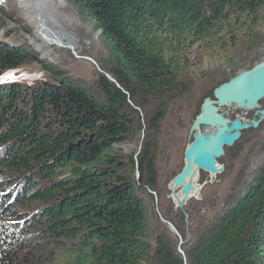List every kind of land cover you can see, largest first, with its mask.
I'll return each instance as SVG.
<instances>
[{
	"label": "trees",
	"instance_id": "1",
	"mask_svg": "<svg viewBox=\"0 0 264 264\" xmlns=\"http://www.w3.org/2000/svg\"><path fill=\"white\" fill-rule=\"evenodd\" d=\"M67 1L109 59L89 87L40 59L48 82L0 85V264H42L51 243L64 264H184L169 235L150 242L149 143L124 147L189 93L196 52L236 61L261 46L264 0ZM24 47L0 41V78L32 58ZM184 252L187 264H264V166Z\"/></svg>",
	"mask_w": 264,
	"mask_h": 264
},
{
	"label": "rangeland",
	"instance_id": "2",
	"mask_svg": "<svg viewBox=\"0 0 264 264\" xmlns=\"http://www.w3.org/2000/svg\"><path fill=\"white\" fill-rule=\"evenodd\" d=\"M22 12L19 0H0V41L11 46H25L32 56L18 69L5 73L0 78V85L35 86L48 82L50 74L42 67L40 60L62 72L65 77L88 87L95 84L97 77L104 73L101 66L109 59V51L101 32L91 20L80 17L76 8L65 0L63 24L78 42L77 45L72 43L69 46L66 42L60 43L62 38L53 42L43 40ZM260 30L262 47L236 54V61L214 56L210 58L203 56L200 51L196 52L192 57L189 93L170 104L158 132L148 134L144 130L134 143L124 147L125 152L138 156L145 144L149 143L155 155L158 188L155 192L146 191L144 196L149 210L150 242L153 246L160 235H169L178 254L180 239L184 243L188 241L182 246L184 252V247L197 242L230 203L246 191L264 166L263 121L258 129L244 131L242 138L232 148L225 149L224 157L218 160L223 173L211 176L204 171L200 172L197 185L201 189L183 211L174 204L170 186L185 167V152L193 142L191 129L201 114L205 100L214 98L218 83L226 79L229 82L243 71H249L264 62V11ZM34 56L38 57L37 61ZM212 80L214 82H210ZM261 106L264 107V101ZM256 111H242L233 106L222 109L227 118L245 121H252L256 117ZM4 116H0V121ZM30 218L23 217L24 221ZM39 231V228L33 229L31 234L37 235ZM47 253L48 257L44 258L45 262L42 264H64L66 261L67 254L57 244L48 245ZM182 259H186L184 264H187L186 255Z\"/></svg>",
	"mask_w": 264,
	"mask_h": 264
},
{
	"label": "water",
	"instance_id": "3",
	"mask_svg": "<svg viewBox=\"0 0 264 264\" xmlns=\"http://www.w3.org/2000/svg\"><path fill=\"white\" fill-rule=\"evenodd\" d=\"M52 45L47 44V46ZM105 76L118 86L110 75ZM213 97L205 100L201 114L192 126L193 142L185 152V167L170 186L174 204L181 211L201 189V186L194 182L198 174L201 171L211 176L223 173L218 160L224 157L225 149L232 148L242 138L244 131L256 130L263 123L264 107L261 106V102L264 101V62L249 71H243L228 83L218 87ZM228 106L247 112L257 110L256 117L252 121L231 120L222 112V109ZM137 178L139 179V173ZM177 190L181 191V197L176 196ZM169 226L174 233H177L172 225ZM187 242L184 243L180 239L178 248L179 254L184 259L182 246Z\"/></svg>",
	"mask_w": 264,
	"mask_h": 264
},
{
	"label": "bare ground",
	"instance_id": "4",
	"mask_svg": "<svg viewBox=\"0 0 264 264\" xmlns=\"http://www.w3.org/2000/svg\"><path fill=\"white\" fill-rule=\"evenodd\" d=\"M19 1L23 8L22 14L25 15L28 22L43 40L53 42L62 38L61 44L65 42L69 46H72V43L73 45L78 44L74 34L63 24L65 0ZM199 176L200 173L194 179V182H198ZM176 196H182L180 190L176 192Z\"/></svg>",
	"mask_w": 264,
	"mask_h": 264
},
{
	"label": "snow or ice",
	"instance_id": "5",
	"mask_svg": "<svg viewBox=\"0 0 264 264\" xmlns=\"http://www.w3.org/2000/svg\"><path fill=\"white\" fill-rule=\"evenodd\" d=\"M9 79H12V77H9Z\"/></svg>",
	"mask_w": 264,
	"mask_h": 264
}]
</instances>
